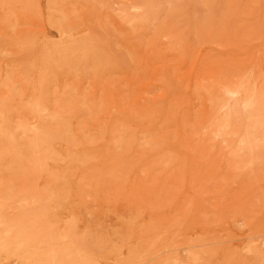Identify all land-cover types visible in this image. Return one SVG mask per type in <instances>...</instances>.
<instances>
[{"label": "rangeland", "instance_id": "rangeland-1", "mask_svg": "<svg viewBox=\"0 0 264 264\" xmlns=\"http://www.w3.org/2000/svg\"><path fill=\"white\" fill-rule=\"evenodd\" d=\"M0 205V264H264V0H0Z\"/></svg>", "mask_w": 264, "mask_h": 264}, {"label": "bare ground", "instance_id": "bare-ground-1", "mask_svg": "<svg viewBox=\"0 0 264 264\" xmlns=\"http://www.w3.org/2000/svg\"><path fill=\"white\" fill-rule=\"evenodd\" d=\"M237 86H239V85H237ZM226 87V86H225ZM241 87V86H240ZM223 90V89H222ZM224 91H226V93L228 94V95H230L231 97H234V95H235V93H238V90H237V88L236 89H229L228 90V88L227 89H225ZM226 93H222L223 95L225 94V95H227ZM240 94H241V92H240ZM248 94V93H247ZM254 94V93H253ZM250 95V94H249ZM248 97V99H249V97L250 96H247ZM225 98V97H224ZM218 99H221V98H218ZM223 99V98H222ZM232 99V98H231ZM248 99H247V102H244V104L245 105H248L249 104V101H250V99H249V101H248ZM213 100V99H212ZM217 100V99H216ZM224 100V99H223ZM228 100H229V98H228ZM244 100V99H243ZM245 100H246V98H245ZM225 101H227V99H225L223 102H225ZM214 102H215V100H214ZM221 102V101H220ZM222 102V103H223ZM222 103H221V105H222ZM225 104H226V102H225ZM250 104H252V103H250ZM219 105V104H218ZM221 105L219 106V107H221ZM245 105H243V106H245ZM254 105V104H253ZM214 106V105H213ZM212 106V107H213ZM227 106V105H226ZM242 106V107H243ZM218 107V108H219ZM248 107H250V105H248ZM252 108H255V106L253 107V106H251ZM229 109V108H228ZM255 109H257V108H255ZM232 110V109H231ZM243 111H244V108L242 109ZM227 119V118H226ZM225 119V120H226ZM241 141H243V140H241ZM240 141V142H241ZM247 141V140H246ZM247 143H248V141H247ZM246 143V144H247ZM242 145H244V141H243V143H241ZM248 147V146H247ZM250 149V148H249ZM1 206V205H0ZM1 208V207H0ZM38 232V231H37ZM29 233V232H28ZM34 234H35V232H34ZM34 234H28V236L25 238L26 240H25V242H23V243H21L22 244V246H21V249L23 250V251H28L31 247H33L37 242H36V238H35V235ZM26 235H27V233H26ZM30 236V237H29ZM13 239V238H12ZM11 239V242L13 241ZM14 239H16V238H14ZM3 243V242H2ZM40 243V242H39ZM2 245V244H1ZM1 248H2V246H1ZM67 255H69V254H67ZM71 255V254H70ZM78 255V254H77ZM75 256V255H74ZM55 259V258H54ZM79 260V259H78ZM76 261V260H75ZM83 261V260H82ZM76 263H78V262H76ZM82 262H79V264H81ZM53 264V263H52ZM83 264V263H82Z\"/></svg>", "mask_w": 264, "mask_h": 264}]
</instances>
